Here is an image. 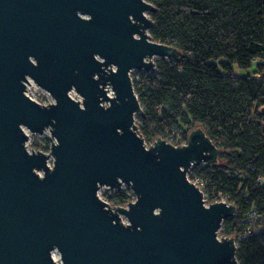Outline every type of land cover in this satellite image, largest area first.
<instances>
[{
    "label": "water",
    "instance_id": "1",
    "mask_svg": "<svg viewBox=\"0 0 264 264\" xmlns=\"http://www.w3.org/2000/svg\"><path fill=\"white\" fill-rule=\"evenodd\" d=\"M153 9L0 0V264H239L218 234L234 206L206 205L187 176L219 150L200 127L182 146L138 133L130 73L180 55L149 36ZM24 130L49 131L48 154ZM122 186L125 206L97 195Z\"/></svg>",
    "mask_w": 264,
    "mask_h": 264
},
{
    "label": "trees",
    "instance_id": "2",
    "mask_svg": "<svg viewBox=\"0 0 264 264\" xmlns=\"http://www.w3.org/2000/svg\"><path fill=\"white\" fill-rule=\"evenodd\" d=\"M145 1L154 8L152 41L180 55L156 59L154 74L132 81L142 108L138 133L147 145L182 146L191 130H203L218 158L193 165L188 179L208 204L234 206L218 234L234 239L237 262L264 264V0ZM234 67L251 71L239 77ZM105 195L113 207L132 197L127 190Z\"/></svg>",
    "mask_w": 264,
    "mask_h": 264
},
{
    "label": "rangeland",
    "instance_id": "3",
    "mask_svg": "<svg viewBox=\"0 0 264 264\" xmlns=\"http://www.w3.org/2000/svg\"><path fill=\"white\" fill-rule=\"evenodd\" d=\"M155 60L156 59H154L153 60V62H155ZM250 71H251V69H249V70H241V69H238L237 67H234L233 68V74L235 75V76H239V77H243V76H245V75H247V74H250ZM152 74H154V70H152V71H149V72H145V71H132L131 73H130V77H131V80L132 81H136L137 79H138V77H140V76H145V75H152ZM137 119H138V116H136L135 117V123H137ZM24 132H25V134L27 135V137H28V139H27V141H26V143H25V146H26V149L28 150V152H30V151H41V152H43V153H45V154H48V152H49V148H50V140H49V138H50V134H49V131H44V133L42 134V135H40V136H38V135H34V134H30L27 130H24ZM176 135V137H175V140H178L179 138H180V134H179V132H177V133H175ZM170 141V140H169ZM152 144V143H151ZM151 144H145V146L146 147H148L149 145H151ZM37 145H40V146H42L43 148H46V149H41V150H39V149H37ZM51 163H52V159L50 158L49 160H48V165L49 166H51ZM198 187V186H197ZM199 188V187H198ZM121 190L122 191H125V190H127L131 195H132V193H131V191L129 190V188H127V187H125V186H122V188H121ZM120 190V191H121ZM111 190H107V189H105V188H102V189H100L99 191H98V193H97V195H98V197L102 200V201H104V202H106L107 204H109V202L106 200V198H105V194H111ZM203 194V193H202ZM203 198H204V200H205V195L203 194ZM134 200V196L132 195V197H131V201H133ZM130 201V202H131ZM222 202H224V200H221ZM205 204L206 205H208V203L207 202H205ZM110 205V204H109ZM111 206V205H110ZM111 207H113V206H111ZM121 220H122V222L123 223H126V220H125V218H123V217H121Z\"/></svg>",
    "mask_w": 264,
    "mask_h": 264
},
{
    "label": "built area",
    "instance_id": "4",
    "mask_svg": "<svg viewBox=\"0 0 264 264\" xmlns=\"http://www.w3.org/2000/svg\"><path fill=\"white\" fill-rule=\"evenodd\" d=\"M165 141H166V140H165ZM166 142L172 145V143H171L170 141H166ZM101 189H102V188H101Z\"/></svg>",
    "mask_w": 264,
    "mask_h": 264
}]
</instances>
